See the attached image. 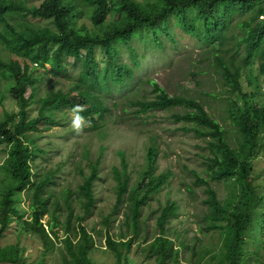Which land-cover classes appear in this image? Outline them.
I'll list each match as a JSON object with an SVG mask.
<instances>
[{
	"label": "trees",
	"instance_id": "obj_1",
	"mask_svg": "<svg viewBox=\"0 0 264 264\" xmlns=\"http://www.w3.org/2000/svg\"><path fill=\"white\" fill-rule=\"evenodd\" d=\"M30 2L0 0V79L7 80L9 91L20 102L18 112L0 111V142L6 146L0 178L11 183L0 192V264H45L46 255L55 248L54 237L58 236L55 228L61 222L57 214L61 207L56 202L52 211L47 189L53 183L54 173L39 172L35 159L41 149L30 132L49 129L51 124L58 122L55 117L58 110L69 107L74 111L77 105L84 108L79 115L98 127L112 111L102 92L108 89L110 81L121 85L135 74L134 67L122 61L121 48L127 46L137 59L131 43L139 34L153 35L154 41L163 47L159 31L169 33L168 24L174 19L187 34L210 45H224L237 15H249L238 22L243 35L236 45L244 43L243 62L236 61L240 48L229 59L218 54L214 59L223 84L231 94L227 98V113L235 137L230 138L229 131L209 112L203 100L185 94L171 95L151 78L147 81L154 97L132 98L129 103L135 107L137 115L156 110L172 111L171 118L184 123L182 130L204 139L209 152L204 164L210 179L225 182L228 187L227 196L221 198L210 181L194 171L196 183L205 186L207 226L219 231L222 237L224 264H249L254 253L250 250L252 240L247 234L255 220H259L256 222L262 231L264 227V191L257 190L252 175L256 154L264 151V102H250L255 92L250 90L246 68L256 58L264 60V0H83L81 4L79 0H43L40 5ZM82 15H88L92 28L78 25ZM30 17L49 20L53 27L35 23ZM98 48L105 57L101 68ZM4 52L10 54L9 60L3 56ZM69 58L81 62L78 80L68 91L58 90L41 96L38 115L30 118L28 107L37 100L40 79L34 73V64L44 68L50 64L54 74L63 75ZM78 87L82 89L76 91ZM28 88H31L29 95ZM3 97L0 90V105ZM122 155L125 158L124 151ZM158 155L159 146L154 142L149 145L145 165L134 182H131L125 159L122 166L115 169L117 201L112 214L124 205L122 225L125 232L115 239L110 231V214L103 219L106 232L99 233L105 235L115 264H135L132 257L135 244L146 260L156 264H202L215 248L196 250L193 247V257L187 262L181 257L185 242L179 243L169 233L168 224L178 213L175 200H168L161 206L156 219L157 233L152 240H145L143 207L164 189L173 175L171 170L156 173ZM100 163L101 157H98L90 161L89 172L81 171L83 182L77 193L80 213L75 212L71 203L72 192L66 193L68 213L64 221L63 264H98L91 257L96 248L94 235L84 221L95 206L94 186L100 177ZM23 191H28L31 197L28 218L23 217L18 207V194ZM49 213L51 219L45 223L44 218ZM13 216L18 217L15 226L19 235L22 232L40 235L43 245L40 258L32 261L26 254V247L20 243L2 244L6 231L13 226Z\"/></svg>",
	"mask_w": 264,
	"mask_h": 264
},
{
	"label": "rangeland",
	"instance_id": "obj_2",
	"mask_svg": "<svg viewBox=\"0 0 264 264\" xmlns=\"http://www.w3.org/2000/svg\"><path fill=\"white\" fill-rule=\"evenodd\" d=\"M43 0H31L30 4L40 5ZM80 4L83 0H79ZM149 1V0H143ZM249 15H237L228 32V39L224 45H210L199 38L187 34L182 30L177 21L170 20L168 24L169 33L159 31L158 37L163 41L164 46H159L154 41V36L149 37L139 34L134 38L131 45L136 50L137 59L131 55L127 46L122 45V61L134 67L133 78L128 79L121 85L109 82L108 89L102 92L107 104L112 108L105 118L95 127L87 119L83 118L79 130L73 127V120L77 115L69 107L58 110L55 114L58 122L51 124L49 129L30 132L36 139L37 146L41 151L35 159V165L39 172H53V183L48 186L51 196L52 211L54 203L59 202L60 210L57 212L61 222L55 228L58 236L54 237L55 248L46 255L45 264H63L62 251L65 248V219L68 213V206L65 199L68 191L72 192L71 203L76 213L81 209L77 199L80 184L83 182L82 170L89 172L90 161L101 157L99 178L95 181L96 202L92 213L85 219L84 224L92 232L96 248L91 257L98 264H115L114 256L106 245L105 235L99 232H106L107 226L103 219L110 214L117 201V180L114 176L116 168L122 166L123 159L128 164V171L131 174V182H134L140 170L144 167L146 153L150 144L156 142L159 146L157 174L171 170L173 172L170 182L154 195L149 203L143 207V234L145 240H152L157 233L156 219L161 206L168 200H175L178 203L177 216L173 217L168 230L177 241L185 242L182 248V260L191 261L193 247L196 250L204 247L215 248V252L209 255L202 264H224V247L222 237L217 230L208 228L205 215L208 207L204 202L206 197L205 186L196 183L194 171L201 177L210 181L221 198L227 196L228 187L225 182L211 180L204 161L208 155V149L204 139L197 137L192 132L181 129L182 122H175L171 118L172 111L156 110L137 115L135 107L129 103L132 98H153L154 93L148 79L156 80L171 94L191 95L203 100L207 109L212 113L229 131L230 138L235 137L233 125L228 118L227 98L231 94L223 84V79L217 71L214 62L215 55H222L225 59L240 48L236 53L237 63L243 62L244 43L237 46L236 43L243 35L238 22L248 18ZM43 26L53 27L51 21L31 18ZM85 24L88 28L93 23L88 15L78 18V25ZM3 56L9 60L10 54L4 52ZM97 57L100 61V68L104 65V54L97 49ZM264 60L254 59L248 66L247 75L250 78V90L255 92L250 99L252 103L261 104L264 102V72L262 63ZM35 75L40 79L37 82V100L28 107V116L36 117L39 111L41 96H46L58 90L68 91L78 80L82 66L81 62L73 58L67 60V71L63 75H56L50 64L46 67L36 65ZM112 75V72L110 73ZM4 97L0 105V111H19L20 102L9 91L7 80L0 79ZM82 88L78 87L76 91ZM31 92L28 88L27 95ZM236 97V96H234ZM242 104V100H239ZM235 146V139H232ZM105 146L104 149L101 147ZM5 144L0 142V165L3 163L6 152ZM122 151L125 152L123 158ZM253 183L259 192L264 191V151L258 152L253 162ZM11 183L2 181L0 178V192L9 187ZM18 207L24 218L30 216L31 197L28 191L18 194ZM124 205L111 216L110 231L115 239L120 238V233L125 232L122 225ZM51 219L47 214L44 222ZM255 220L253 228L248 232L247 237L251 238L250 250L254 253L249 264H264V227L263 231ZM18 217H12L13 226L6 231L2 238L3 245L16 244L26 247V254L34 259L42 256L43 245L40 235L31 232L16 230L15 224ZM76 224L75 219L73 225ZM74 235V234H73ZM140 248L133 245L132 257L135 264H156L155 261H148L139 251Z\"/></svg>",
	"mask_w": 264,
	"mask_h": 264
},
{
	"label": "clouds",
	"instance_id": "obj_3",
	"mask_svg": "<svg viewBox=\"0 0 264 264\" xmlns=\"http://www.w3.org/2000/svg\"><path fill=\"white\" fill-rule=\"evenodd\" d=\"M74 111L77 112V115L75 116L74 120H73V127L76 130H79L82 126V122H83V117L79 115V112L84 111V108L82 106L77 105L76 108L74 109Z\"/></svg>",
	"mask_w": 264,
	"mask_h": 264
},
{
	"label": "water",
	"instance_id": "obj_4",
	"mask_svg": "<svg viewBox=\"0 0 264 264\" xmlns=\"http://www.w3.org/2000/svg\"><path fill=\"white\" fill-rule=\"evenodd\" d=\"M2 264H7L8 262H1ZM12 264H15V263H12Z\"/></svg>",
	"mask_w": 264,
	"mask_h": 264
},
{
	"label": "built area",
	"instance_id": "obj_5",
	"mask_svg": "<svg viewBox=\"0 0 264 264\" xmlns=\"http://www.w3.org/2000/svg\"><path fill=\"white\" fill-rule=\"evenodd\" d=\"M36 65H38V64H36Z\"/></svg>",
	"mask_w": 264,
	"mask_h": 264
}]
</instances>
